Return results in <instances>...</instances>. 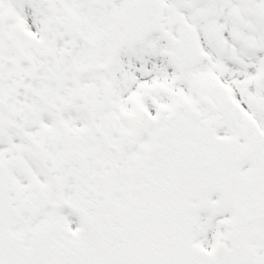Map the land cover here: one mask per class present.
Wrapping results in <instances>:
<instances>
[{
    "label": "snow or ice",
    "instance_id": "snow-or-ice-1",
    "mask_svg": "<svg viewBox=\"0 0 264 264\" xmlns=\"http://www.w3.org/2000/svg\"><path fill=\"white\" fill-rule=\"evenodd\" d=\"M0 264H264V0H0Z\"/></svg>",
    "mask_w": 264,
    "mask_h": 264
}]
</instances>
